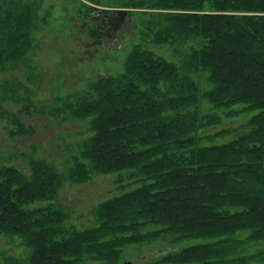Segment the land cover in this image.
Listing matches in <instances>:
<instances>
[{
    "label": "trees",
    "instance_id": "16d2710c",
    "mask_svg": "<svg viewBox=\"0 0 264 264\" xmlns=\"http://www.w3.org/2000/svg\"><path fill=\"white\" fill-rule=\"evenodd\" d=\"M43 3L0 0V74L24 70L36 83L31 56L35 34L48 25ZM78 8L97 44L128 24L139 40L124 45L120 73L98 75L51 108L60 125L76 120L89 126L65 172L31 154L29 174L0 166V234L19 237L30 249L23 260L5 264H128L129 247L164 239L202 242L146 264H264V248L245 253L264 242V0H125L114 6L80 0ZM151 45L170 48L174 60ZM0 91V116L16 124L11 136L34 135L1 103L24 101L20 111L30 115L26 83L6 79ZM205 106L214 113L204 114ZM218 110L230 117L258 114L240 127L203 135L223 122ZM234 133L233 140L215 143ZM113 174L120 175L123 192L94 208L96 224L68 226L70 214L59 202L65 184ZM151 226L157 230L144 231Z\"/></svg>",
    "mask_w": 264,
    "mask_h": 264
},
{
    "label": "rangeland",
    "instance_id": "374dc122",
    "mask_svg": "<svg viewBox=\"0 0 264 264\" xmlns=\"http://www.w3.org/2000/svg\"><path fill=\"white\" fill-rule=\"evenodd\" d=\"M100 1L104 6H114L125 0ZM79 2L80 0H44L40 13L48 17V25L43 26L42 30L35 34L37 48L31 56L36 68V72H33L37 79L36 83L30 84L27 81L24 70L0 74V83L6 79L19 78L31 91L30 115L20 111L25 105L24 101L15 103L8 100L1 103L4 111L17 114L26 128L35 131L31 136L12 137L10 131L16 128V124L11 118L0 116V166H15L29 174L27 157L31 154L37 159H46L54 163L60 171L65 172L72 164L73 154L78 151L77 143L90 136L89 126L86 121L76 120L60 125L50 114L51 108L55 107L58 98L88 88L98 75L120 73L127 49L124 45L129 41L132 43L139 40L133 37L134 30L132 25L128 24L118 33L113 32L108 38H103L101 44H97L81 17ZM149 48L167 59L174 60V53L168 47L151 45ZM120 49L123 52H120ZM200 81L203 89L208 88L205 77H201ZM21 94L26 96L27 93ZM242 108V105L234 106L235 110ZM41 111L46 114H42ZM203 112L214 113V110L210 106H205ZM216 113L222 117L223 122L221 125L205 128L203 135L214 134L224 128L240 127L257 115L258 111L242 113L235 117L226 115L224 110H218ZM235 135L234 133L219 138L215 143L229 142ZM212 143L214 142H205L207 145ZM122 175L126 177L125 173ZM119 178L120 175L117 174L96 175L88 183H66L60 192L59 202L70 214L67 225L78 229L94 226L96 224L94 208L123 192ZM135 187L136 185L128 186L127 190ZM155 229L156 226H151L144 231ZM245 236L246 233L240 235ZM200 242L202 240L192 239L173 245L168 240H160L153 244L131 246L126 251V261L128 264H146L148 260L173 249H181ZM258 244L248 246L245 253H253L264 248V242ZM29 253L30 249L23 244L21 238H10L0 234V264H5L7 258H25Z\"/></svg>",
    "mask_w": 264,
    "mask_h": 264
},
{
    "label": "bare ground",
    "instance_id": "6f19581e",
    "mask_svg": "<svg viewBox=\"0 0 264 264\" xmlns=\"http://www.w3.org/2000/svg\"><path fill=\"white\" fill-rule=\"evenodd\" d=\"M40 69V68H39ZM42 69V68H41ZM33 71V70H32ZM36 72V71H35ZM38 72V71H37ZM33 75V74H32ZM36 77V76H35ZM16 80V79H15ZM20 82V81H19ZM259 89V88H258ZM256 91H258L257 89H256ZM259 91H260V89H259ZM4 96H6V95H4ZM24 96V95H23ZM3 99V98H2ZM10 100V99H9ZM34 100V99H33ZM264 103V102H263ZM28 105V104H27ZM29 107V106H28ZM34 107V106H33ZM9 113V112H8ZM3 114V113H2ZM18 116V115H17ZM222 131V130H221ZM220 131V132H221ZM249 155V154H248ZM251 155V154H250ZM253 155V154H252ZM253 158V157H252ZM160 229V228H159ZM157 230V229H156ZM165 240V239H164ZM149 242V241H148ZM176 242V241H175ZM124 251V250H123ZM22 260H23V258H22ZM93 261V260H92Z\"/></svg>",
    "mask_w": 264,
    "mask_h": 264
},
{
    "label": "water",
    "instance_id": "95a60500",
    "mask_svg": "<svg viewBox=\"0 0 264 264\" xmlns=\"http://www.w3.org/2000/svg\"><path fill=\"white\" fill-rule=\"evenodd\" d=\"M126 263H127V261H126Z\"/></svg>",
    "mask_w": 264,
    "mask_h": 264
}]
</instances>
